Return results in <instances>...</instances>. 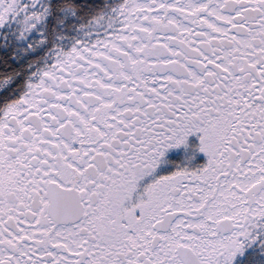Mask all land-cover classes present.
I'll list each match as a JSON object with an SVG mask.
<instances>
[{
    "label": "snow or ice",
    "instance_id": "obj_1",
    "mask_svg": "<svg viewBox=\"0 0 264 264\" xmlns=\"http://www.w3.org/2000/svg\"><path fill=\"white\" fill-rule=\"evenodd\" d=\"M0 264H264V0H0Z\"/></svg>",
    "mask_w": 264,
    "mask_h": 264
},
{
    "label": "flooded vegetation",
    "instance_id": "obj_2",
    "mask_svg": "<svg viewBox=\"0 0 264 264\" xmlns=\"http://www.w3.org/2000/svg\"><path fill=\"white\" fill-rule=\"evenodd\" d=\"M170 158L176 162V163H187L189 164L191 167H195L198 165H201L203 162L206 161V156L203 153H196L195 158L191 161H185L183 159V155H184V149L180 148V149H172L170 150ZM171 167V166H170Z\"/></svg>",
    "mask_w": 264,
    "mask_h": 264
}]
</instances>
